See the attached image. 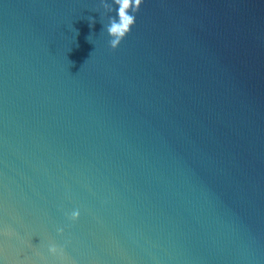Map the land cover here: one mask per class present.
Returning <instances> with one entry per match:
<instances>
[{
  "label": "water",
  "instance_id": "95a60500",
  "mask_svg": "<svg viewBox=\"0 0 264 264\" xmlns=\"http://www.w3.org/2000/svg\"><path fill=\"white\" fill-rule=\"evenodd\" d=\"M102 11L0 0V264H264V0Z\"/></svg>",
  "mask_w": 264,
  "mask_h": 264
},
{
  "label": "clouds",
  "instance_id": "9594fccd",
  "mask_svg": "<svg viewBox=\"0 0 264 264\" xmlns=\"http://www.w3.org/2000/svg\"><path fill=\"white\" fill-rule=\"evenodd\" d=\"M142 0H114L115 16H109L108 13L113 11V3L108 0H101V15L106 17L105 29L109 37V44L112 49H118L123 40L131 33V29L135 25V13L137 12ZM80 218L79 209L71 211L67 215L70 222H75ZM59 235L63 236L64 229H57ZM47 250L50 255H63L64 247L58 246L54 242H49Z\"/></svg>",
  "mask_w": 264,
  "mask_h": 264
}]
</instances>
